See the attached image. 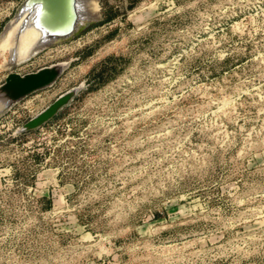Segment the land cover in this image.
I'll use <instances>...</instances> for the list:
<instances>
[{"label": "rangeland", "instance_id": "374dc122", "mask_svg": "<svg viewBox=\"0 0 264 264\" xmlns=\"http://www.w3.org/2000/svg\"><path fill=\"white\" fill-rule=\"evenodd\" d=\"M94 6L14 65L0 41V84L65 63L0 114V264H264V0Z\"/></svg>", "mask_w": 264, "mask_h": 264}, {"label": "water", "instance_id": "95a60500", "mask_svg": "<svg viewBox=\"0 0 264 264\" xmlns=\"http://www.w3.org/2000/svg\"><path fill=\"white\" fill-rule=\"evenodd\" d=\"M25 6L31 10L37 27L41 30L42 39L39 48L58 40L66 39L81 27L98 19L97 10L87 18L80 12L79 0H23L18 11ZM63 64L52 63L34 71L19 73L10 71L0 84V114L11 104L27 93L50 84L59 74ZM75 89L58 95L50 104L30 117L23 128H33L51 117L59 107L73 97Z\"/></svg>", "mask_w": 264, "mask_h": 264}, {"label": "bare ground", "instance_id": "6f19581e", "mask_svg": "<svg viewBox=\"0 0 264 264\" xmlns=\"http://www.w3.org/2000/svg\"><path fill=\"white\" fill-rule=\"evenodd\" d=\"M94 3H95V0H79L80 12L83 15V17L87 18L88 16H90V14H92V12H94V7H95ZM22 7L23 8L17 12V15L15 17V19H17V22L12 21L11 23H9L8 26L1 33V38H0L1 42H3V41L5 42V43H3V45L4 44L6 45V42H8V38L11 35L15 36L16 38H19L21 36L20 38L24 39V41H26L28 43V44L23 43V45H25V47H26L25 51L23 50L24 53H21L19 51L15 54V56H12L11 65L16 64V60H15L16 56H17V61H20L21 59H26L31 54L38 51L40 49L39 43L42 39L41 30L37 27V25L35 23L33 13L31 12V10L29 8H27L25 6H22ZM14 23H16V24L14 25ZM15 30L17 32H15ZM24 35H26V37L23 38ZM15 37H13V38H15ZM9 40H10L9 42L12 41V39H10V38H9ZM12 43H13V41H12ZM17 43H18V41H17ZM18 45H19V43H18ZM21 45H22V42H21ZM19 47H16V48L13 47V48H15V50L16 49L19 50L20 49Z\"/></svg>", "mask_w": 264, "mask_h": 264}, {"label": "trees", "instance_id": "16d2710c", "mask_svg": "<svg viewBox=\"0 0 264 264\" xmlns=\"http://www.w3.org/2000/svg\"><path fill=\"white\" fill-rule=\"evenodd\" d=\"M112 14H110V15H108V16H106V17H110Z\"/></svg>", "mask_w": 264, "mask_h": 264}]
</instances>
